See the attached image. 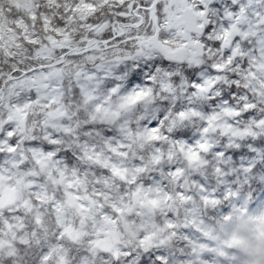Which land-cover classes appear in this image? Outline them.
<instances>
[{"label": "clouds", "instance_id": "1", "mask_svg": "<svg viewBox=\"0 0 264 264\" xmlns=\"http://www.w3.org/2000/svg\"><path fill=\"white\" fill-rule=\"evenodd\" d=\"M0 264H264V0H0Z\"/></svg>", "mask_w": 264, "mask_h": 264}]
</instances>
